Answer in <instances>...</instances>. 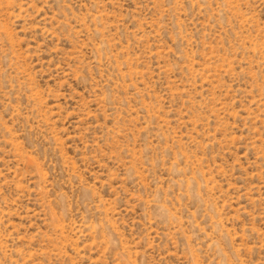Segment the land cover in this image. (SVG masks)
I'll return each instance as SVG.
<instances>
[{
	"label": "rangeland",
	"instance_id": "obj_1",
	"mask_svg": "<svg viewBox=\"0 0 264 264\" xmlns=\"http://www.w3.org/2000/svg\"><path fill=\"white\" fill-rule=\"evenodd\" d=\"M0 264H264V0H0Z\"/></svg>",
	"mask_w": 264,
	"mask_h": 264
}]
</instances>
